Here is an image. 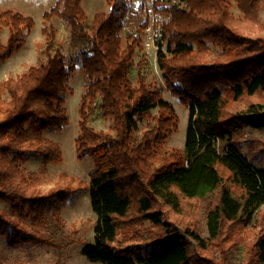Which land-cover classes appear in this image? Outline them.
Masks as SVG:
<instances>
[{
    "label": "trees",
    "instance_id": "1",
    "mask_svg": "<svg viewBox=\"0 0 264 264\" xmlns=\"http://www.w3.org/2000/svg\"><path fill=\"white\" fill-rule=\"evenodd\" d=\"M107 1L109 10L90 19L83 0H57L43 14L44 58L0 82V202L36 230L0 209V236L12 248L75 243L40 233L49 227L47 213L75 189L44 193L38 175H25L20 162L31 151L47 162L63 161L57 143L41 135L30 140L27 126L40 120L42 133L70 123L66 96L74 94L70 80L80 65L84 91L75 142L77 158L95 163L89 197L97 216L83 255L103 264H233L245 244L242 264H264V232L248 241L242 233L264 206V167L241 146L247 130L264 129V37L252 36L260 31L261 0L153 1L152 11L161 17L159 69L165 87L189 110L184 146L169 152L166 135L178 116L163 92L151 88L143 36L124 35L131 0ZM234 5L242 17H234ZM54 19L68 30L72 56L57 39ZM35 26L30 15L0 11V63L23 49ZM234 104L245 108L225 117ZM96 115L111 120L108 131L90 126ZM196 202L205 210L206 239L194 224L176 218L193 215ZM144 223L151 246L118 242L121 234H140Z\"/></svg>",
    "mask_w": 264,
    "mask_h": 264
},
{
    "label": "rangeland",
    "instance_id": "2",
    "mask_svg": "<svg viewBox=\"0 0 264 264\" xmlns=\"http://www.w3.org/2000/svg\"><path fill=\"white\" fill-rule=\"evenodd\" d=\"M57 0H0V11L11 8L22 12L25 15L32 16L36 21V26L27 39L23 49L12 57L0 63V82L10 78L20 77L31 66L37 65L44 57L41 55V48L44 42V36L41 33L43 27V14L45 11L54 7ZM153 0H131L132 11L126 20V28L124 35L133 33L142 35L144 38L145 51L148 59V79L152 89L161 90L166 100L172 103L178 122L176 128H172L167 133L165 141V150L172 151L182 149L185 143L187 124H188V108L173 95L165 87L162 71L159 69L157 62V47L155 39L158 36L160 24L154 23L151 30L143 29L145 21L150 18ZM233 1V0H231ZM83 6L88 13L90 19L95 13L100 11H108L109 3L107 0H83ZM234 17H242L239 10L232 8ZM260 31L254 33V37H264V0L260 1L259 8ZM150 22V20H149ZM148 22V26H149ZM54 26L58 30L57 39L63 46L67 55L72 56V50L69 47V33L65 25L59 20H53ZM7 31L3 32L1 38L7 41ZM215 53L219 49L211 45ZM137 58V62L139 61ZM131 79L135 83L136 72L131 73ZM70 85L74 90L73 95L66 96V107L69 112L70 123L64 127L62 131L46 130L42 133L38 132L41 121L29 124L27 126L28 136L30 140L36 141L39 135L48 141L57 143L62 151L63 161L59 163L47 162L34 151H31L26 160L20 162L21 170L25 175L35 173L40 178L39 187L47 193L53 188H72L75 189L70 199L65 203H57L55 207L47 213L49 227L40 233L58 242L64 244L75 240V243L65 248H55L52 246H20L16 248L9 247L4 237L0 236V264H103L101 262H91L82 253L86 243L92 242L95 237V225L97 216L93 212L90 197L89 185L90 176L94 171L95 163L92 157H86L84 160L77 158L76 138L79 134V108L81 95L84 91L83 75L80 71V65L77 71L72 75ZM244 104H234L225 112V117H229L240 110L244 109ZM156 110L153 111V115ZM145 122L141 123L140 128L145 126ZM111 125L110 119H105L99 115L92 118L90 126L95 130L108 131ZM247 134L241 143L242 153L251 160H255L258 167H264V129L247 130ZM247 138V140H245ZM76 179L70 182L69 178ZM81 182V186L78 183ZM197 210L190 217L186 215H176L178 220L183 224H194L197 232L204 239L208 238L209 233L205 218V210L196 202ZM0 209L7 212L8 217L12 220L22 222L28 231H36L31 222L27 218H18L6 204L0 202ZM148 223L139 226V233L130 234L125 237L121 234L118 242L132 246L152 245L147 239ZM264 232V206L254 216L248 228L244 229L246 240H252L257 234ZM195 247V245H194ZM245 244L240 248L233 260V264H242L245 254Z\"/></svg>",
    "mask_w": 264,
    "mask_h": 264
},
{
    "label": "built area",
    "instance_id": "3",
    "mask_svg": "<svg viewBox=\"0 0 264 264\" xmlns=\"http://www.w3.org/2000/svg\"><path fill=\"white\" fill-rule=\"evenodd\" d=\"M149 20H150V22H149V26H148L147 30H151L153 28V24L154 23H160L161 22V17L158 14L153 13V14L150 15Z\"/></svg>",
    "mask_w": 264,
    "mask_h": 264
}]
</instances>
